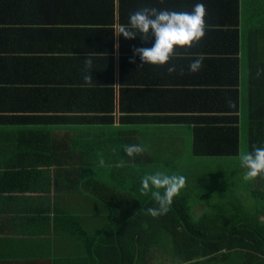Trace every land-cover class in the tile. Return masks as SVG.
Returning a JSON list of instances; mask_svg holds the SVG:
<instances>
[{
  "label": "trees",
  "instance_id": "1",
  "mask_svg": "<svg viewBox=\"0 0 264 264\" xmlns=\"http://www.w3.org/2000/svg\"><path fill=\"white\" fill-rule=\"evenodd\" d=\"M246 1L263 23L264 0ZM68 2L64 13L61 0H0V264H154L160 256L159 264H264V175L253 180V204L243 208L228 199L213 204L230 180L211 171L214 193L196 194L205 199L198 205L194 170L171 158L161 172L185 176L186 186L153 218L146 211L157 207L155 189L143 192L141 180L154 160L146 151L124 152L143 145L138 126L184 125L191 160L239 155L240 0L174 4L193 10L202 3L211 26L217 9L219 24L229 28L205 31L203 40L217 38L223 57L214 68L203 61L204 77L193 88L166 73H139L131 40L117 42L114 0ZM131 3L120 1L121 24L129 22ZM257 25L248 33V152L264 144V52L256 46L264 26ZM65 39V47L52 43ZM90 52L97 56L86 71ZM90 73L94 86H82ZM181 146L173 140L164 154L178 155Z\"/></svg>",
  "mask_w": 264,
  "mask_h": 264
},
{
  "label": "clouds",
  "instance_id": "2",
  "mask_svg": "<svg viewBox=\"0 0 264 264\" xmlns=\"http://www.w3.org/2000/svg\"><path fill=\"white\" fill-rule=\"evenodd\" d=\"M205 15L206 9L202 3H197L192 12H176L168 10H159L157 8L144 7L129 16L128 25L118 27V36L131 40L140 34L142 40L149 38V33L154 36V44L150 48L134 49V56H139L142 63L152 66H165L170 59L176 55L177 48H191L194 43H198L205 35ZM118 46V45H117ZM91 53V52H90ZM85 56L84 65L86 71L91 69L93 64V55ZM97 56V55H96ZM204 57L198 56L189 64V71L198 72L203 66ZM131 62H135L133 59ZM169 74L177 71L175 65L167 68ZM181 74L183 70L181 69ZM259 76V72L257 73ZM91 87L93 77L90 74L84 76V85ZM229 103V107H231ZM146 151L141 145H125L124 152L128 157L140 155ZM240 163L246 169L243 179L251 181L258 176L264 175V147L254 148L252 152H243L240 157ZM105 161L99 158V166L103 167ZM123 166V161L117 165ZM142 191L148 192L150 188L152 197L157 207L148 208L147 215L153 218L166 214L173 201L180 191L186 186V178L183 175H168L165 172H156L155 174L145 175L142 180ZM160 190H163L161 193ZM35 213V209L31 210Z\"/></svg>",
  "mask_w": 264,
  "mask_h": 264
},
{
  "label": "rangeland",
  "instance_id": "3",
  "mask_svg": "<svg viewBox=\"0 0 264 264\" xmlns=\"http://www.w3.org/2000/svg\"><path fill=\"white\" fill-rule=\"evenodd\" d=\"M243 64V61L241 65ZM245 71V70H244ZM242 72V71H241ZM244 82V81H243ZM248 98V93H247ZM246 98V92L243 90L241 94L239 93V155L235 158H207V159H192L189 158L191 155V128L189 126H164L162 128H156L152 126H138V131L142 133L141 141L147 150L146 152L150 157L154 160L152 164H149L146 167V174H155L158 171H162L167 165L168 160L171 158L177 157L178 164L180 167L184 168L187 171L194 170L193 173L196 176L191 177L196 179L195 181L191 182L192 185L197 186V189H193L195 193V203L198 205L201 204L205 199H198L196 194H204L205 196H210L214 191L213 185L210 181L209 175L211 171L215 172V168L219 165L220 175L222 177H226L230 180V184L224 185V188H219L220 192L219 195H215L214 200L212 201L213 204L218 202L219 199H228L230 204L233 206H242L243 208H247L248 206L252 205L251 198L253 197L249 188H256L251 181H245L243 179V175L246 171L245 168L242 167L240 163V155L247 151L248 152V143H247V130H248V120H247V106L244 101ZM135 127V126H131ZM109 131L113 130L112 128H107ZM120 129V128H119ZM71 136L77 137L80 134L77 132L70 133ZM88 135H95L94 132H90ZM105 138V137H104ZM173 140L177 141L178 143H182L181 148L179 149L178 155L173 154H164L166 146L168 143L172 142ZM180 145V144H178ZM215 159V160H214ZM218 164V165H217ZM168 170V168L166 167ZM197 171V172H196ZM203 174V175H200ZM200 175V176H199ZM199 178H207L209 181L206 184H199L197 181ZM249 185V186H247ZM225 200V201H228ZM253 201V200H252ZM260 203H264L259 201ZM46 204H41L43 208ZM197 205V206H198ZM199 208L196 207L193 210V213L196 215ZM38 211H42L40 209L36 210L35 213ZM160 255V252L157 250V256ZM161 256L156 259L154 264L161 263Z\"/></svg>",
  "mask_w": 264,
  "mask_h": 264
},
{
  "label": "crops",
  "instance_id": "4",
  "mask_svg": "<svg viewBox=\"0 0 264 264\" xmlns=\"http://www.w3.org/2000/svg\"><path fill=\"white\" fill-rule=\"evenodd\" d=\"M120 1L121 0H114L115 3V15H116V26H115V32H116V38H117V42H119V32H118V27L120 25H124L121 24L119 22V15H120V10H121V5H120ZM131 8L129 13L132 14L144 7H148V8H157L159 10H168V11H176V12H192V10L190 9H183V10H179L177 9V7L174 5L176 2L180 1V2H189V1H201V0H131ZM241 2V24H240V29H241V50H240V63L243 64L240 66V83H239V93L241 94V92L243 90H245L246 92V98H247V93H249V70H250V65H249V45H248V33H249V29L251 28V25H253L256 21H258V25L257 26H264V21L263 23L260 22L247 8V1L246 0H240ZM37 6L38 3H35ZM68 0H61V9L64 13L68 12ZM35 12H37L39 9L38 7L35 8ZM209 20L212 21V26L207 25V23H205L206 27H205V31H216L218 33H221L218 31V29H226L228 30L229 28L223 27L221 24H219V15H218V11L217 9L214 11V13H212V15L209 17ZM128 25V24H125ZM69 26H64V25H59L58 29L61 31H66L69 30ZM206 34V33H205ZM205 36H203L204 38ZM203 38L198 42V43H194L192 45L191 48H177L176 49V55L173 56L169 63L165 66H152V65H145L142 63L141 59L139 56H134V49L137 48H150L153 46L154 44V36L151 35V32L149 33V38L147 40H142L140 37V34L137 33V37L135 39H131L130 41V56H131V61L136 57L138 62H139V73L141 74L142 72L144 73V71H146L147 74L152 75L154 77H162L164 78L165 74L170 76L176 83L177 82H184L187 87L189 88H193V87H198V80H202L204 75L196 72V73H192L189 71V64L198 56H203L204 57V63L208 65V62H210L212 64V68H214L213 64H214V60L219 59L223 56H221L220 54H218V50H220V45L217 43L218 39L216 41V39H210L209 43H206ZM53 45L55 47H65L68 44L67 39H65L64 41H52ZM217 43V44H216ZM118 45V44H117ZM256 46L259 49L260 52H264V36L259 37L256 41ZM227 48H228V44H227ZM40 56L42 57H47L46 54L43 53H39ZM55 56H67L62 54V52L58 51V54H55ZM136 62V61H135ZM133 64V62H132ZM175 65L177 68V71L169 74L167 71V68L169 66H173ZM183 70V74H181L180 70ZM164 70V71H161ZM245 70V71H244ZM161 71V72H160ZM242 71V72H241ZM244 81V82H243ZM246 106L248 104V98L244 99ZM239 111H240V106H239ZM164 126H178V127H183L184 125H152V127H156V128H162ZM123 127V126H122ZM96 133V132H95ZM247 137H248V133H247ZM247 143H248V138H247ZM262 147H264V144H262ZM218 165V164H217ZM215 175L216 176H221L220 175V171H219V165L217 168H215ZM222 180H227L224 177H220V181ZM219 184V183H217ZM252 202V200H251ZM36 210V209H35ZM68 250V246H66L65 248L63 247V253L65 254V252L67 253ZM41 263L44 264L45 259H41L40 260Z\"/></svg>",
  "mask_w": 264,
  "mask_h": 264
}]
</instances>
